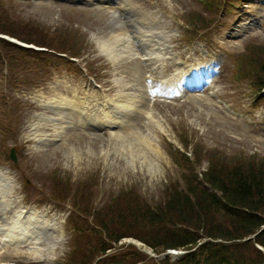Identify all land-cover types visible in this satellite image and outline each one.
<instances>
[{
	"label": "rangeland",
	"instance_id": "1",
	"mask_svg": "<svg viewBox=\"0 0 264 264\" xmlns=\"http://www.w3.org/2000/svg\"><path fill=\"white\" fill-rule=\"evenodd\" d=\"M28 1L30 3L25 0H0V20H11V26L4 31L14 35L24 34L29 39H40L45 42L48 37H53L57 33L80 28L87 36V39L82 36L81 43L90 40L94 44L90 51L91 53L95 52L94 57L91 56L94 63L93 68L96 69V72L101 68H108L105 65L110 62L101 55L102 52L94 37L108 38L112 35L111 32L116 31L114 20L117 24L118 21L109 9L97 8L90 12L69 7H57L47 2ZM149 1L152 3V0H137L142 8H148ZM201 1L203 0H165V6L173 7L170 10L174 11H170L171 14L168 17H172V15L175 17V13L182 17L184 21H180V23L184 27L186 24L189 34L193 33L192 29L195 26L186 18L185 12H196L195 16L199 18L195 22L199 25L208 23L213 26L226 17L221 7L216 8L210 14L212 18L205 16L209 9L203 6L204 4L201 5ZM247 2L248 5L245 7H249V11H254L255 17L238 13L234 19L227 21V26L224 28H215L218 29L216 31L217 38L227 36L228 41L234 44L235 48L233 49L238 57L239 69H241V64L245 75L251 76L255 73L259 63L264 62V0H248ZM5 8H7L6 11ZM175 18L172 19L173 23H177ZM214 21L219 22L213 24ZM197 23H195L196 26H198ZM239 25L243 27L240 32L232 29ZM251 25L255 26L249 28ZM230 26L232 27L230 28ZM180 31L179 34L182 35L184 28ZM213 33L214 29L210 34ZM65 34H69V32L66 31ZM61 43L58 41L56 43L60 46L59 51L63 52L67 47L70 49L66 51L75 53L68 37ZM77 44L80 47V39H77ZM88 44L89 48L93 46L89 41ZM6 50L12 55L10 59H15L16 52L7 48ZM80 50L84 55L86 50ZM22 57L30 56L22 55ZM49 60L54 62L51 57ZM117 67H119V71L125 73L128 82L135 85L136 82L144 84L143 78L137 77L134 72V70L144 71V69L140 62H135V57L130 53L121 58ZM226 72L225 77L227 78L217 82L219 93L235 107L250 109L253 88L249 83L240 84L232 81L230 77L232 72L229 68H226ZM100 75V72L96 74L97 77ZM113 79L114 77L110 74L109 79L103 80L101 83L102 85H111ZM11 90L9 89L11 100L19 101L23 108L20 143H10L18 149L19 154V166L16 170L10 171L11 175L15 178H25L27 185L24 186L20 182L19 186L22 187L23 192L34 194L29 197L37 204L42 198L35 195L39 190V195L52 199H56V195L61 200H58L59 202L69 205V208L72 206L74 211L72 225L77 228V231L82 230L69 253L64 251L63 246L60 247V251L56 254L57 264L59 261L60 264H92L95 259H99L96 264H119V262L152 264L149 263L151 257L140 247L130 243L131 239H125L118 245L107 239L100 228V222L106 221L112 228L118 226L112 222H117L121 230L136 235L138 230L136 227H141L137 223L144 221L138 218V209H141L145 204L150 205V208H165L169 205V194L176 189L174 186L178 184L177 182L180 181L184 186V178L192 180L199 172L198 169L206 172L209 170L211 162L215 163L214 171L220 173H235L237 170H241L246 176L251 172L264 173V139L247 135L243 126L234 127L231 124L232 118L227 114L223 118L220 117L217 114L220 111L214 106V102L209 101L206 96H192L182 102L156 105V112L163 115L162 118L167 122L165 126L171 137L174 138L168 139V143L171 141L174 145L167 144L168 147H165L169 152L168 162L162 165L160 171L150 174L151 172L145 166L146 169L142 170H146V174H143L139 166V172H136L132 163H126L121 157L122 154L114 151L115 145H108L103 138H99L101 136L83 134L76 136V132L68 129L67 136L57 139L51 129L42 128L53 141H55L54 139H62V141L55 146L41 145L40 147L25 143L31 129L30 123L38 112H44V110L34 107L31 111H26L25 106H30L33 101L32 93L26 94L15 89ZM142 116L143 113H140L139 120L142 119ZM139 120H136V123ZM142 128L148 132L146 126H142ZM162 136L163 143L166 139ZM135 144L140 145L138 142ZM72 147L81 153L78 163L75 161L76 157ZM11 148L12 146L6 151L0 149V161L7 166H10L11 163L7 160ZM25 149L28 150L25 151ZM26 154H30V156ZM99 154L104 155L103 164L100 167L98 161L93 164L89 159V157L97 159ZM113 158L125 164L124 167L127 168L125 173L110 172ZM141 162L143 160H136L135 163L140 164ZM143 164L146 165V163ZM53 171L57 172V177L51 174ZM64 180L65 183H63ZM78 199L79 203H76ZM67 215L68 212H61L58 208L53 211L54 218L63 226ZM121 218H123V222L119 223ZM72 225L70 224L69 230ZM147 228L150 231L153 230L150 226ZM69 238L68 232L64 243L69 241ZM103 245L113 247L106 256L100 254ZM22 250L25 251V249H12L8 256L12 259L18 251ZM100 261L101 263H99Z\"/></svg>",
	"mask_w": 264,
	"mask_h": 264
},
{
	"label": "bare ground",
	"instance_id": "2",
	"mask_svg": "<svg viewBox=\"0 0 264 264\" xmlns=\"http://www.w3.org/2000/svg\"><path fill=\"white\" fill-rule=\"evenodd\" d=\"M132 9H134V6H132ZM162 11H163L162 9L156 11V17H155L157 18V22L155 25L156 27L147 29L144 34L142 33L140 38V42L142 44H147L148 41H150L152 43V48L158 47L157 50L159 52L160 58L166 55L165 50L167 49V43L169 42L171 37L169 33L164 30L166 28L167 21H164V14L162 13ZM143 15L149 18L148 13ZM114 22L116 23L115 20ZM117 29H119L120 32L116 33L113 31L111 32L112 35L108 38L94 37L101 52L105 54L107 59L113 64H117V62L122 57H124L127 53H129V51L130 53L133 52L135 48L134 47L135 39L132 40V38L128 34V31L121 25H118ZM159 29H161L160 32L161 35H156L155 32L156 30ZM154 50L155 49L150 50L149 53H147V55L154 53ZM117 70L118 69L116 68L115 71ZM119 83H121V80H117L115 82V84H119ZM66 100L67 99L65 96H61L59 100L56 99L46 100L47 103H49V108L58 112L61 118H55V116L53 117L52 115L46 114V116H43L42 119H39L38 122L34 124L35 127L32 130V134H31L32 137L38 138V140L41 142L42 141L50 142V138L48 137V135H46L45 132L40 130V128L41 127L43 128L44 126H51V128L55 132L54 133L55 137L60 138L63 136L65 131V127H64L65 123L63 121L66 119V116L71 115V113L69 112V105L66 103ZM75 100L84 101L86 103L77 111V115L72 118V120H75L79 123L81 122L79 121L78 118L82 117L83 115H91V116H95L96 119L101 123L107 121L112 126L115 124L122 125L125 122L124 119L128 117V114L131 110V104L129 103L130 100L129 95L125 94V92L120 93L117 98L111 99L115 103L114 115H113V110H111V107H109L108 105L100 104L99 99L96 97H88L86 99L75 97ZM122 100H125V102ZM99 108L103 109L102 114H100ZM115 109L118 110V112H116ZM146 115L148 114L146 113ZM39 117L41 116L39 115ZM148 123L149 124L154 123V128L156 127V125H158L160 127L161 132L167 135L168 132L167 128L163 125L161 121H157L154 118V116L151 114H149ZM151 132H152L151 135H146L142 133L138 134L133 126H129L126 133L116 131V129L114 128L113 131L111 132L112 133L111 136L115 139L114 151L117 153H121L122 154L121 157L126 163H132V167H134V170L136 172H139L138 166L141 168V170L144 169L145 166H147V170L150 171L151 173L148 171L147 172L150 174L156 171H160L162 169L161 162H165L166 160V158L164 157L163 145L160 144L159 142V138L161 136L160 135L158 136V134L155 131H151ZM138 136L145 145L136 147L135 140L138 138ZM113 138L111 139V143H113ZM72 151L76 157L75 161L78 163L80 161L81 153H78L74 147H72ZM66 153L67 151L65 150V154ZM136 160L139 161L143 160V162L137 164L135 163ZM143 163H146V165H144ZM124 166L125 164L123 162L119 161L116 158H113V166L110 168V172L116 173L117 171H119L120 173H125L127 168ZM142 171L143 174H146V170H142ZM12 187L13 184L10 178L8 177L7 179L6 175H1L0 177V195L2 197L1 205L5 210H9L14 202L12 201V199H7V197L13 190ZM53 233L59 234V236H56L55 241L51 242L50 245L46 247L45 252L41 251L40 249L31 252V255L39 264L40 262H45V264H51L50 259L45 258L44 255L45 253L48 255H53L54 253H56V246L58 243V239L61 237L62 234L59 231H53ZM41 238L44 237L41 236ZM34 239L40 241V238L38 237H34Z\"/></svg>",
	"mask_w": 264,
	"mask_h": 264
},
{
	"label": "trees",
	"instance_id": "3",
	"mask_svg": "<svg viewBox=\"0 0 264 264\" xmlns=\"http://www.w3.org/2000/svg\"><path fill=\"white\" fill-rule=\"evenodd\" d=\"M210 181L216 186L219 187L226 194V199L230 204L234 206H243L247 208L251 212H238L236 210L229 211V216L234 219L236 224L233 225L234 230H224L225 236L228 238L231 237L233 239H240L248 234H252L256 230H258L264 224V173L262 172H251L248 176H246L241 170L235 171V173L228 174H218V176L212 175ZM200 197L204 198L202 195ZM201 198V199H202ZM178 198L177 202L180 201L177 212L174 211V208L168 206L169 210L167 214H170L172 217H176L179 221L183 219L186 222L195 223L192 226H195L197 229H203L204 235H210L213 237L220 236V229L217 228L218 224L216 221H209L206 219L207 217L202 216L199 219H193L191 215L184 214L182 211L186 209H190L194 204L190 200L189 196L185 195L183 197ZM200 199V200H201ZM214 200L210 202L213 203ZM222 208L219 207L217 211H220ZM257 212L259 215L252 213ZM165 215V214H164ZM160 214H151L152 220L161 221L164 217ZM188 226L191 224L184 223ZM214 224V225H212ZM216 226V228L214 227ZM185 242H189L188 239H184V237H180V239H170L169 242H165L167 247H171L172 243L177 244H185ZM251 243H247L243 246H250ZM259 263L263 264L264 256L261 253H258ZM224 262H228V264H255L252 263V260L249 258L240 257L239 254L235 250H231L228 253L227 258L222 257Z\"/></svg>",
	"mask_w": 264,
	"mask_h": 264
}]
</instances>
